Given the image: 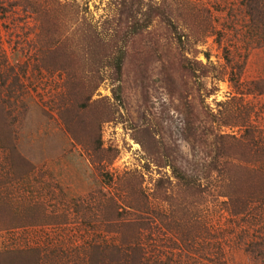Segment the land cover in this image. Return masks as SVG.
<instances>
[{"label": "rangeland", "instance_id": "1", "mask_svg": "<svg viewBox=\"0 0 264 264\" xmlns=\"http://www.w3.org/2000/svg\"><path fill=\"white\" fill-rule=\"evenodd\" d=\"M256 145L243 0H0V264H104L133 235L151 260L263 264Z\"/></svg>", "mask_w": 264, "mask_h": 264}, {"label": "trees", "instance_id": "2", "mask_svg": "<svg viewBox=\"0 0 264 264\" xmlns=\"http://www.w3.org/2000/svg\"><path fill=\"white\" fill-rule=\"evenodd\" d=\"M244 8L246 11L247 16L249 17L250 27L252 31L258 36L261 40V44L264 45V0H243ZM124 59L118 57L115 60V70L116 72L121 75L122 73V66H123ZM254 144H259V141H254ZM253 144V145H254ZM233 150V149H229ZM256 157L258 158L259 151H260V160H264V147L259 148L256 145ZM263 155V156H262ZM229 159V158H228ZM227 159L223 163V168L226 171L231 172L230 166L234 167L233 163ZM240 162L238 159H236ZM262 162V161H260ZM171 167V166H170ZM172 173L174 178L181 183L185 189H191L195 191L196 182L195 179L189 177L187 174L182 172L177 167H171ZM258 180L256 184L262 186L257 188L258 193L249 194L250 198H254L255 196L262 197V202L264 203V173L257 172ZM228 199L229 205L233 207L234 213H241L244 211L246 204L248 203L243 201V203L239 204V197L235 195V193H227L224 195ZM247 200L249 197H246ZM244 200V199H243ZM145 210V209H144ZM130 226H132L135 231L142 227V223L140 221L135 220L131 221ZM182 241H188V235L183 234L181 235ZM141 236L136 237L133 235L132 237L128 238H121V247L118 246H111L110 247V261L104 264H176L173 263L172 260L160 261V260H151L147 259L143 254L142 245L140 244ZM246 251L249 252L256 260L260 261L264 264V238L262 240L253 241L249 243L246 247Z\"/></svg>", "mask_w": 264, "mask_h": 264}]
</instances>
